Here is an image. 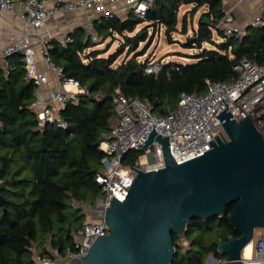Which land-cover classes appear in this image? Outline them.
I'll list each match as a JSON object with an SVG mask.
<instances>
[{
    "label": "trees",
    "instance_id": "1",
    "mask_svg": "<svg viewBox=\"0 0 264 264\" xmlns=\"http://www.w3.org/2000/svg\"><path fill=\"white\" fill-rule=\"evenodd\" d=\"M181 5L192 7L179 19ZM204 6L182 45L210 47L195 54V62H159L158 74H145L143 67L151 58L138 60L146 48H136L147 37V28L151 26L153 33L163 27L170 41L173 32H187L192 16ZM223 14L222 0H154L144 19H132V30L140 22L148 25L133 35H123L127 29L120 18H100L93 30L101 43L114 39V32L123 35L122 43L107 55L81 26L69 31L64 43L49 39L52 63L85 89L58 110L65 127L56 122L38 125L35 86L25 78L22 54L8 57L7 66L0 62V264H38V256H52L49 247L60 255L67 246L74 248L75 234L86 224L76 204L85 203L89 194L91 202L102 197L94 176L104 156L99 144L115 122L112 95L117 90L148 101L153 113L163 115L175 107L182 91L204 93L206 81H233V66L242 58L262 62L264 25L226 35L213 27ZM141 153L128 151L122 163L132 164ZM234 206L227 205L211 218L189 219L181 236L172 233L175 250L170 264H204L210 254L225 258L217 252L218 241L240 235L230 222Z\"/></svg>",
    "mask_w": 264,
    "mask_h": 264
},
{
    "label": "built area",
    "instance_id": "2",
    "mask_svg": "<svg viewBox=\"0 0 264 264\" xmlns=\"http://www.w3.org/2000/svg\"><path fill=\"white\" fill-rule=\"evenodd\" d=\"M242 1L232 0V7L220 18L215 19L213 27L222 30L226 35L240 34L241 30L231 26V23L233 10ZM17 2L19 18L32 30H38L50 18L76 13L79 10L85 11L87 12L85 29L93 41H99V37L93 31L95 20L113 17H118L121 21L126 18L144 19L154 0H17ZM13 5L14 0H0L2 11L12 10ZM250 25H264V0L261 12L251 18ZM48 40L27 32L0 50V62L7 66L8 57L15 53L22 54L25 78L32 81L35 86L36 99L33 105H39L38 125L56 122L57 126L65 127V122L57 117L58 110L67 101L75 100L76 95L84 93L85 89L76 79L64 76L62 68L52 63L48 55ZM68 40L66 34L62 43ZM37 55L42 57L55 83V88L50 89L46 97L43 96L41 88L49 84V76L46 72L37 70ZM160 70L161 65L156 62L143 67L145 74L156 75ZM233 70L236 72L233 81H206L204 93L180 92L175 107L163 115L153 113L152 105L148 101L117 90L112 95L115 122L99 144L104 156L100 161L101 170L94 176L95 182L102 190V197L96 207L97 221L87 222L75 234L74 248L67 246L64 254L58 257L38 256L37 263L80 264L93 241L99 235L104 236L108 233L103 215L110 205L112 195L117 200H124L138 171L163 167L162 151L157 141L145 151L140 149L153 125L158 134L168 136L170 154L178 163L209 150L211 147L208 141L211 139L214 141L215 136L221 137L218 131L227 139L222 124L215 117L226 108L221 101L223 98L234 120L239 121L248 116L256 131L264 139V56L260 63L242 58L234 64ZM130 150H140L142 153L132 164L124 165L122 158ZM251 260L257 264H264V228L254 230ZM211 261L216 264L229 263L227 258H215Z\"/></svg>",
    "mask_w": 264,
    "mask_h": 264
},
{
    "label": "water",
    "instance_id": "3",
    "mask_svg": "<svg viewBox=\"0 0 264 264\" xmlns=\"http://www.w3.org/2000/svg\"><path fill=\"white\" fill-rule=\"evenodd\" d=\"M121 24L133 28L130 18ZM221 101L226 108L215 117L227 139L218 131L221 137L208 141L209 150L178 163L170 154L168 136L152 126L140 149L157 141L163 167L138 171L131 166L138 172L124 200L112 195L104 211L108 233L93 241L80 264H170L172 233L181 236L189 219L211 218L231 203L230 222L240 235L219 240L217 252L228 264H245L244 247L255 229L264 228V139L248 116L234 120Z\"/></svg>",
    "mask_w": 264,
    "mask_h": 264
},
{
    "label": "rangeland",
    "instance_id": "4",
    "mask_svg": "<svg viewBox=\"0 0 264 264\" xmlns=\"http://www.w3.org/2000/svg\"><path fill=\"white\" fill-rule=\"evenodd\" d=\"M191 7H192L191 5H181L178 8L179 19L182 17L184 12L189 11L191 9ZM205 9H206L205 6L199 8V10L192 16L191 20L188 23L186 33H180L177 31L173 32L171 34V38H170L171 40L170 41L167 40V38L164 34L163 27L158 28L157 31H153V33H152V27L149 26L147 28V32H148L147 37L143 41H141L136 48V52L141 51L144 47L146 48L145 54L141 55L138 60H145L146 58H151V62H156V63H159V62L165 63L168 61H177V62L185 64V63L195 62L196 61L195 54L199 53L201 51V49L204 47H210V45L207 43H203L201 48H198L196 46L189 48V47H184L182 45V42H186V37L190 36V34H191V28L196 27L198 17L200 15V13L202 11H204ZM252 14L255 15V12ZM146 24H147L146 22H140L134 27L133 30H130V31L125 30L123 35H133L138 30H140L141 28L148 26ZM178 28H180L179 25H178ZM246 30L250 31L249 28H246ZM242 31L243 30H241L240 34H243ZM151 34H152V37H151ZM123 35H120L118 32H114L113 33L114 39L107 37L103 41V43L96 40V41H94L96 44V48L107 50L105 55L113 53L116 50V48L122 43ZM213 37L215 39H219V36L215 30H213ZM125 53H126V50L119 56V58L117 59V63L120 62L124 58ZM130 55H132V54H130ZM100 170H101V166L99 165V171ZM87 197L88 198H87L85 203L80 202V203H77L76 205L81 206L82 212H85L86 216H85L84 220H86L87 219L86 217H88V220L90 218H93V222L97 221L98 216H97V212H96V207H97V204H98L99 200L101 199V197L96 198L94 200V202L90 201V197H91L90 194ZM183 243L186 244V242H183ZM244 256L246 259H248V262H254L253 260H251L252 243H251V245H249L245 249ZM204 264H216V262L214 263V261H211V259H209L207 257L205 259Z\"/></svg>",
    "mask_w": 264,
    "mask_h": 264
},
{
    "label": "crops",
    "instance_id": "5",
    "mask_svg": "<svg viewBox=\"0 0 264 264\" xmlns=\"http://www.w3.org/2000/svg\"><path fill=\"white\" fill-rule=\"evenodd\" d=\"M232 5V0H222L223 12L231 8ZM262 7L263 0H243L241 4L233 10V22L231 23V26H235L243 30L242 32H245L246 28H248V26L250 25L251 18L259 14L262 10ZM254 12L255 15L252 14ZM86 14L87 12L79 10L76 13L50 18L47 20L44 26H42L38 30H32L26 22L22 21L19 18V5L17 0H14L12 10H0V50H2V48H4V46L9 42L20 38L27 32L47 39L56 38L60 42H62L63 36H65L75 27L81 26L84 28L86 33L90 35L89 32H87V30L85 29ZM36 67L38 71L46 72L49 76V84L44 85L41 88L43 96L46 97L49 93V90L55 88V83L52 79L51 73L49 72L40 55L36 56ZM35 108L37 110L39 108V105L35 106ZM86 218L87 219L84 223L91 221L93 222V218H90L89 220L88 217ZM48 249L51 252L52 256L58 257L60 255L56 250H52L50 247Z\"/></svg>",
    "mask_w": 264,
    "mask_h": 264
},
{
    "label": "bare ground",
    "instance_id": "6",
    "mask_svg": "<svg viewBox=\"0 0 264 264\" xmlns=\"http://www.w3.org/2000/svg\"><path fill=\"white\" fill-rule=\"evenodd\" d=\"M251 243H252V242H249V243L244 247V249H243V251H242V257H243L245 260H247V264H257L256 262H248V259H246L245 256H244V251H245V249H246L249 245H251Z\"/></svg>",
    "mask_w": 264,
    "mask_h": 264
}]
</instances>
